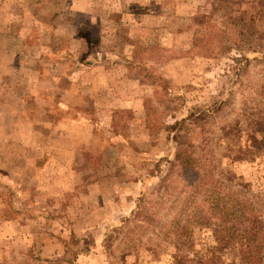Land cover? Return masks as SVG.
I'll list each match as a JSON object with an SVG mask.
<instances>
[{
    "label": "rangeland",
    "instance_id": "obj_1",
    "mask_svg": "<svg viewBox=\"0 0 264 264\" xmlns=\"http://www.w3.org/2000/svg\"><path fill=\"white\" fill-rule=\"evenodd\" d=\"M5 1L0 264H169L170 224L200 212L211 222L192 226L181 253L211 256L203 175L245 210L238 227L264 236L256 0H81L80 11L71 0ZM89 53L98 63L84 67ZM178 142L194 155L187 167ZM236 252L223 257L242 264Z\"/></svg>",
    "mask_w": 264,
    "mask_h": 264
},
{
    "label": "trees",
    "instance_id": "obj_2",
    "mask_svg": "<svg viewBox=\"0 0 264 264\" xmlns=\"http://www.w3.org/2000/svg\"><path fill=\"white\" fill-rule=\"evenodd\" d=\"M256 4L257 8L255 9V16L253 19L258 16L259 18H263L264 4L262 0H256ZM60 52H62V50H57L55 53L61 54ZM60 56L63 59L70 58L69 55L64 54ZM77 60L84 67H93L98 63V58L93 53H89L84 60H81L80 57H78ZM262 141L264 143V138ZM187 146L188 145H184L182 142H178L176 150V162L185 167L192 164V157H194L192 151H190ZM239 147L243 150L242 146L239 145ZM201 178L202 182L209 186L210 194L212 193L211 195L214 197L213 200H211V210H213L212 217L217 219L215 225L212 223V225L215 226L214 233L217 245L210 251L211 256H209L208 253L205 254L204 252L197 251L194 254L192 252V255L181 253L183 246L188 249L191 248V242L194 237L193 229L196 228L192 226L200 224V227H202L205 222H211L203 212H200V215L196 214L195 216H191L189 220H184V223H181V229L179 226L175 227V225L171 223L170 226L172 227L163 235L167 239L176 237L178 241L175 244L173 243V261L169 264H236L233 260L224 259L223 252L226 249H236V255L240 257L242 264H264V249L259 248V246L263 247L264 245V236L262 235L259 238V235H252L254 234L253 231L246 232L238 227L237 221L240 220L238 215L240 216V212L245 215V210L237 211L232 203H227L228 196L233 195L230 193L227 194L222 184L219 187H217V185L212 186L210 185V181L213 182V179H208V181H206L207 179L204 175ZM171 182H174V180ZM168 186V184L164 186L165 190L168 189ZM161 195L164 196L165 193H161ZM225 197H227V199L224 202L223 198ZM220 218L222 222L219 221ZM261 249H263V251ZM261 251L263 253H261Z\"/></svg>",
    "mask_w": 264,
    "mask_h": 264
},
{
    "label": "crops",
    "instance_id": "obj_3",
    "mask_svg": "<svg viewBox=\"0 0 264 264\" xmlns=\"http://www.w3.org/2000/svg\"><path fill=\"white\" fill-rule=\"evenodd\" d=\"M7 1V0H6ZM6 1H5V3H6ZM67 1V0H66ZM11 3V2H13V1H10V0H8L7 1V3ZM85 2H81V0H71V3H67V5L68 6H72L73 8L72 9H74V10H77V11H80L84 6H85V4H84ZM4 5V4H3ZM26 5V7H25V12H27V11H34L35 10V8H36V6H37V4H25ZM40 6H44L43 4L42 5H40ZM3 7V6H2ZM90 7H93V6H90ZM3 10H5L4 8H2ZM1 9V11H3ZM91 11V13L93 14V8L90 10ZM31 13V12H30ZM92 22V21H91ZM107 22H109L108 20H107ZM97 67H95V68H93V72L94 71H96V70H98V69H96ZM60 90V89H59Z\"/></svg>",
    "mask_w": 264,
    "mask_h": 264
}]
</instances>
